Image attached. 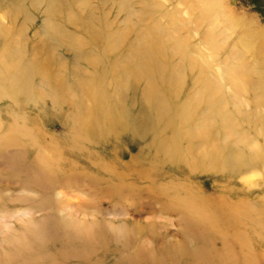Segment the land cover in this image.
<instances>
[{
    "label": "rangeland",
    "instance_id": "374dc122",
    "mask_svg": "<svg viewBox=\"0 0 264 264\" xmlns=\"http://www.w3.org/2000/svg\"><path fill=\"white\" fill-rule=\"evenodd\" d=\"M202 3L212 8L213 19L209 22L202 19L207 13ZM104 24L110 31H126L128 35L136 33L135 26L139 24L150 28L156 37L181 41L194 60L210 64L214 73L221 71L231 55L235 65L241 64L251 73L259 70L254 63L257 59L264 62V0H40L36 5L31 0H0V40L15 43V51L30 65H51L69 83L74 80L72 69L82 68L83 56L95 58L91 51H77L78 42L85 38L83 33L96 40ZM82 26L84 30H80ZM243 33L249 38L248 47L240 42ZM131 40L135 42L134 38ZM222 83L220 78L217 84ZM36 84L43 90L39 81ZM139 88L135 84L131 94L141 101ZM223 88L232 102L231 87ZM38 96L43 97L40 92ZM140 103L143 113L149 116L147 104ZM53 104L50 96L26 107L16 102L10 109L8 102H0V264H224L215 256V252H222L221 241L195 230L196 226L167 208L165 201H151L145 185L134 181L138 174L131 165L133 159L147 157L142 162L148 163L156 156L154 151L140 154L143 144L130 141L128 134L117 141L118 145L88 150L111 172L124 173L127 183L134 181V200L106 198V184L97 188L86 183L87 179L69 180L70 163L76 165L78 173L98 179L107 175L96 167H88L85 155L65 148L70 134L67 112L57 110ZM8 111L16 116H7ZM245 111L254 121V109ZM22 119L33 133L34 143H7L4 134L11 125L22 127ZM41 133L45 137L42 143L62 147L61 159L55 153L46 157L50 164L58 162V171H42L37 166ZM250 138L253 144H264L258 135L251 134ZM145 163L137 170L148 169L149 164ZM161 163L154 169L153 177L158 178L156 186H167V191L177 186L217 201L222 193L232 204L246 202L250 194L256 196L250 203H256L264 192V166L226 185L214 171L194 175L179 171L169 175L171 166ZM227 186L233 198L224 194ZM182 238L199 254L191 258L188 252L183 256L170 251L172 256H167L166 250H172L170 245L183 242ZM246 244L255 256L254 264H264V236L257 240L248 232ZM234 248L235 252L240 250L237 244Z\"/></svg>",
    "mask_w": 264,
    "mask_h": 264
},
{
    "label": "bare ground",
    "instance_id": "6f19581e",
    "mask_svg": "<svg viewBox=\"0 0 264 264\" xmlns=\"http://www.w3.org/2000/svg\"><path fill=\"white\" fill-rule=\"evenodd\" d=\"M31 1L35 5L40 2ZM202 4L207 12L202 19L209 22L213 19L212 8ZM109 28L104 24L96 40L83 33L85 38L78 42L77 51L81 54L84 50L91 51L95 58L83 56L82 68L72 69L74 80L70 83L53 71L51 65L38 62L30 65L15 51V43L0 40V102H8L10 109L16 102L26 107L50 96L57 110L67 112L70 134L65 148L85 155L88 167H96L107 175L105 180L78 173L76 165L70 163L69 180L87 179L86 183L97 188L106 184V198L122 202L134 200L132 182L139 181L145 185L151 201H165L167 208L174 209L178 216L196 226L195 230L200 229L209 239L221 241L222 252H215L218 260L224 264H254L256 259L246 238L248 232L257 240L264 236V192L256 203H250L256 199L250 194L246 202L232 204L222 193L217 201L177 186L167 191V186H156L158 178L153 175L154 169L164 161L171 166L169 175L179 171L189 175L214 171L230 185L243 174L256 173L259 166H264V144L262 147L253 144L250 138L254 134L264 141V62L257 59L254 63L259 70L251 73L243 65H235L231 55L221 71L214 73L210 64L194 60L181 41L156 37L150 28L139 24L135 26L137 32L131 35ZM243 34L240 42L248 47L249 38ZM218 78H223L222 84H217ZM37 80L43 90L37 86ZM188 80L191 83L186 90L184 85ZM135 84L140 86L137 92L141 101L151 111L149 116L143 113L141 101L131 94ZM223 86L231 87L232 102L231 97L225 96ZM247 108L254 109V121L245 111ZM8 115L14 113L8 111ZM242 125L247 130H243ZM123 135L143 144L140 154L149 151L150 155L154 151L156 156L148 163L142 162L148 160L147 157L133 159L131 165L136 168L134 173L138 174V179L128 183L124 173L111 172L105 162L95 159L88 150L95 147L105 150L108 144L118 145ZM33 137L25 121L22 127L11 125L3 136L7 143L29 141L28 145L34 143ZM38 140L42 144L35 158L39 170L58 171V162L54 160L50 164L47 156L55 153L61 159V145L42 143L45 140L42 133ZM142 163L149 164L148 169L137 170ZM161 177L164 180V175ZM227 187L224 194L233 198V192ZM187 241L185 238L183 242L170 245L172 250H166L167 256H172L170 251L183 256L188 252L194 258L199 251L190 249ZM236 244L240 247L238 252L234 250Z\"/></svg>",
    "mask_w": 264,
    "mask_h": 264
}]
</instances>
